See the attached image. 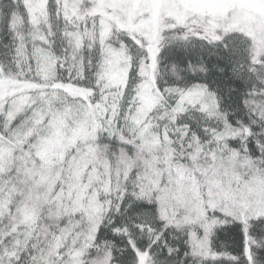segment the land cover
Here are the masks:
<instances>
[{"label":"snow or ice","instance_id":"1","mask_svg":"<svg viewBox=\"0 0 264 264\" xmlns=\"http://www.w3.org/2000/svg\"><path fill=\"white\" fill-rule=\"evenodd\" d=\"M0 264H264V0H0Z\"/></svg>","mask_w":264,"mask_h":264}]
</instances>
